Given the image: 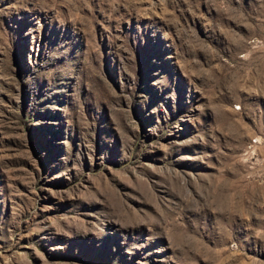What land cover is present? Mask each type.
<instances>
[{"label": "rangeland", "instance_id": "1", "mask_svg": "<svg viewBox=\"0 0 264 264\" xmlns=\"http://www.w3.org/2000/svg\"><path fill=\"white\" fill-rule=\"evenodd\" d=\"M0 264H264V0H0Z\"/></svg>", "mask_w": 264, "mask_h": 264}]
</instances>
